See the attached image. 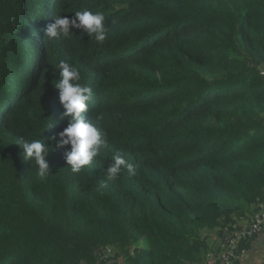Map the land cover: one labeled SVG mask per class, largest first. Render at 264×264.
<instances>
[{
  "label": "trees",
  "instance_id": "16d2710c",
  "mask_svg": "<svg viewBox=\"0 0 264 264\" xmlns=\"http://www.w3.org/2000/svg\"><path fill=\"white\" fill-rule=\"evenodd\" d=\"M84 9L104 13L103 44L45 35ZM61 60L105 140L78 173L49 139L67 125ZM262 72L264 0H0V264H206L264 202ZM35 137L53 146L43 179L16 143ZM116 154L134 176L107 180Z\"/></svg>",
  "mask_w": 264,
  "mask_h": 264
},
{
  "label": "clouds",
  "instance_id": "9594fccd",
  "mask_svg": "<svg viewBox=\"0 0 264 264\" xmlns=\"http://www.w3.org/2000/svg\"><path fill=\"white\" fill-rule=\"evenodd\" d=\"M71 29H79L87 36H93L99 44H103L108 38L104 13L92 12L88 9L75 11L71 18L61 16V14L54 16L53 22L49 23L45 29V35L56 39L68 37L72 34ZM56 67L58 79L53 86L59 90L58 100L64 109L61 119H66L67 125L49 139L55 140V148L63 149L66 164L70 166L72 172L78 173L100 154L105 140L102 139L100 130L83 115L88 110L87 102L91 99L93 92L91 87L81 83L79 68L65 60L59 61ZM50 126L51 123L48 127ZM16 143L23 149L20 153L22 160L28 161L31 158L40 178L43 179L51 172V166L46 159L48 153L53 150L51 144L37 137L21 138ZM122 169H126L129 176L136 174V167L133 163L128 162L119 154L112 156L105 171L107 180L116 181Z\"/></svg>",
  "mask_w": 264,
  "mask_h": 264
},
{
  "label": "built area",
  "instance_id": "2783aa9c",
  "mask_svg": "<svg viewBox=\"0 0 264 264\" xmlns=\"http://www.w3.org/2000/svg\"><path fill=\"white\" fill-rule=\"evenodd\" d=\"M264 73V72H262ZM264 219H257L256 221H251L246 228H237L234 224L235 229L230 232L226 238L227 243L223 244V250L218 254H209L206 264H220L223 263H232L236 259V248L237 243L240 239H245L249 236H252L253 233L259 231L262 227ZM229 235L231 238H229ZM212 255V256H211Z\"/></svg>",
  "mask_w": 264,
  "mask_h": 264
},
{
  "label": "crops",
  "instance_id": "0c3cea01",
  "mask_svg": "<svg viewBox=\"0 0 264 264\" xmlns=\"http://www.w3.org/2000/svg\"><path fill=\"white\" fill-rule=\"evenodd\" d=\"M238 221L241 225L242 220ZM250 243V247L239 257V264H264V224Z\"/></svg>",
  "mask_w": 264,
  "mask_h": 264
},
{
  "label": "rangeland",
  "instance_id": "374dc122",
  "mask_svg": "<svg viewBox=\"0 0 264 264\" xmlns=\"http://www.w3.org/2000/svg\"><path fill=\"white\" fill-rule=\"evenodd\" d=\"M29 42V40L27 41V43ZM259 211H254V212H252V213H249L248 215H246V216H244V220H242V223H241V225L239 224V222L240 221H237L236 222V227L237 228H246L248 225H249V223L251 222V221H256L257 219H264V202L263 203H261V204H259ZM247 217V218H246ZM249 219H251L250 220V222H249ZM227 238V237H226ZM229 238H231V236L229 235ZM217 242V244H219V242H220V239L218 238L217 240H216ZM139 247H141V246H138V249H140ZM135 247H132L131 248V250L130 251H133V249H134ZM210 254H212L213 255V253L211 252ZM211 255V256H212ZM239 255L238 254H236V258L238 257ZM119 261H118V263L119 264H122V262H123V260L122 259H118ZM234 262V261H233ZM233 262L231 263H225L224 261H223V263H220V264H233ZM109 263H112V261L111 260H109Z\"/></svg>",
  "mask_w": 264,
  "mask_h": 264
}]
</instances>
